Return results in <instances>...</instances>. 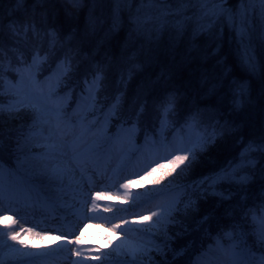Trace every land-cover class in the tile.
<instances>
[{"label":"snow or ice","instance_id":"obj_1","mask_svg":"<svg viewBox=\"0 0 264 264\" xmlns=\"http://www.w3.org/2000/svg\"><path fill=\"white\" fill-rule=\"evenodd\" d=\"M68 4L70 9L79 12L83 0H68ZM190 6L200 14L198 18H211L228 11L216 0H195V3L190 0ZM188 7L189 4L183 2L176 7L164 0H157L156 3L161 16L165 17L183 16ZM70 9H65L68 15H72ZM255 10L256 6L252 3L242 4L238 14L246 16ZM119 11L120 7L117 5L114 21ZM139 11L137 9V14L132 16L134 30L138 33L148 32L153 18L145 16L142 19ZM42 15L44 21L41 27H37L35 21L23 25H17L13 21L7 25L14 37H23L24 41L29 38L38 41L32 45L27 56L19 53L13 62L7 51L0 49L4 57L0 59V97L6 98L0 102V117H7L5 124L17 119L20 113L27 117V121L22 122L19 127L0 130V225H5L0 228V249H7L9 255L23 251L10 241H19L27 247V243L20 238V231L32 233L33 228L17 230L19 222L8 224L12 217L6 213L15 211L24 219L25 208L49 207L51 200L41 196V186H62L70 176H79L78 183L87 189L86 192L79 193L82 208L79 210V222L75 225V229H79L81 225L86 226L87 221L102 218L103 213L112 211L109 207H102L105 199L113 198L105 189L117 188V195L122 189L124 196L131 199L132 206H138L142 202V194H132L134 176L143 178L151 175L157 168L165 166L161 161L173 165L172 171L180 168L181 173L185 172L196 159L197 152L203 151L217 134L215 126L212 131L207 130L203 119L205 112H214V109L197 107L186 113H179L180 93L178 89L172 88L166 90V94L154 103L153 111L158 129L152 136L145 132L143 143L138 145V125L146 119V103H140L126 119L121 118L119 112V95L105 107L102 93L105 90L106 66L97 62L92 65L91 70L85 68L83 74L78 76L75 71L78 66V50L66 48L69 37L63 35L55 23L51 27L46 26L50 15L47 9L43 10ZM51 15L54 16V13ZM260 15L264 18V0L260 2ZM161 16L155 19L159 20ZM134 60L135 53L128 57V77L141 68ZM12 73L15 74L14 78H10ZM120 79L121 82L124 81L123 73ZM73 89L77 90L75 96ZM215 89L216 85H213L209 91L214 93ZM245 96L246 89L239 86L233 92V104L239 106L244 102ZM113 118L119 123L113 124ZM109 125H112V129ZM220 127H227V122ZM257 151L264 153V137H261L259 143L249 142L243 145L239 161L221 169L209 183L227 179L243 186L250 177L241 173L255 166L252 154ZM136 153L147 157L136 161V166L143 165L140 171L122 174L109 168L108 164L114 154H118L121 160L130 161ZM181 165L184 167H180ZM22 169L30 171L35 179L22 186L11 185L3 179ZM261 175L264 176V168L261 169ZM97 187L101 190H96ZM152 191L154 190H149ZM181 203L183 202L178 196H173L166 203L155 206V210L150 209L149 214H137L142 221L149 222L145 228H139L133 220L117 215L126 211L125 209L117 208L111 217H103L110 223L116 220L117 223L112 224V227L125 234L112 252L129 257L130 264H141L140 258L153 251L162 252L163 249L154 241H133L130 235L134 231L142 235L152 234L153 230L166 232L167 224L172 220L173 213L179 210L178 205ZM237 216L238 222L218 226L216 234L210 235V242L199 252L195 264H203L204 258L210 253L222 254L225 264H264V197L256 211L246 210V205L239 203ZM249 216L251 223L248 222ZM121 225L124 227L121 228ZM73 234L66 231L56 238L64 241L61 247L68 251L69 259L76 257L72 264H92L91 260L85 258L86 254L82 250L83 231L69 240L68 237ZM95 247V254L89 252L87 255L92 256L96 264H105L112 253ZM256 252L262 255L257 258ZM0 264H3L2 258Z\"/></svg>","mask_w":264,"mask_h":264},{"label":"trees","instance_id":"obj_2","mask_svg":"<svg viewBox=\"0 0 264 264\" xmlns=\"http://www.w3.org/2000/svg\"><path fill=\"white\" fill-rule=\"evenodd\" d=\"M242 1L235 0L227 5L235 11L234 22L240 19V25L236 26L230 24L225 15L198 18L200 14L190 6V0H164L172 7L182 2L189 4L183 16L166 17L156 8L157 0H83L79 12L70 9L68 0H0V49L7 51L13 62L19 53L27 56L38 41L14 37L7 25L13 21L17 25L35 21L37 27H41L42 12L47 9L50 15L46 26L55 23L61 33L69 37L66 48L79 52L75 69L78 76L85 68L91 70L97 62L106 66L102 93L105 107L119 95V112L121 118L126 119L140 103H146V119L138 125V144L143 143L145 132L152 136L158 129L153 106L166 90H179V113L197 107L214 109V112H205L203 119L207 130L210 132L215 126L217 134L203 151L197 152L193 166L183 177V186L179 185L183 203L178 205V212L185 211L183 208L188 205L195 215L173 242L176 249L164 264H189L192 254L208 245L210 235L216 234L218 226L238 222L239 203L245 204L246 210L256 211L264 197V176L261 175L264 153L259 151L252 154L255 166L241 173L250 177L243 186L227 179L209 183L221 169L239 161L243 145L259 143L264 137V18L254 15L260 12L258 6L249 16L239 15L236 3ZM117 5L120 11L114 21ZM66 8L72 15H68ZM137 9L142 19L145 16L153 18L148 32L134 30L132 16L137 14ZM157 16L161 18L156 20ZM252 18L255 33L249 24ZM133 53L134 62L141 68L128 77V57ZM3 58L0 53V59ZM14 77V73L10 74V78ZM213 85H216L214 93L209 91ZM239 86H244L246 96L244 102L236 106L232 102L233 92ZM76 91L73 89L74 96ZM5 121L0 117V130L20 125L16 121L5 124ZM26 121L27 118L22 122ZM225 122L227 127L221 128ZM135 155L134 160H140L141 154ZM10 175L34 179L20 171ZM202 180L208 182L199 186ZM188 186L194 188L192 193L186 192ZM189 209L186 210L191 212ZM248 221L251 223V216Z\"/></svg>","mask_w":264,"mask_h":264},{"label":"rangeland","instance_id":"obj_3","mask_svg":"<svg viewBox=\"0 0 264 264\" xmlns=\"http://www.w3.org/2000/svg\"><path fill=\"white\" fill-rule=\"evenodd\" d=\"M234 1L235 0H216V2L222 3L223 6L228 9L227 12L219 15H225L230 24L239 26V18L236 23L234 22L235 11L232 8L227 7L230 2L233 3ZM246 2L260 7L261 0H244L240 3H236L237 10L240 11L241 5H245ZM250 13L251 12H249V14ZM249 14L246 16H249ZM254 15H259V19L261 18L260 12L258 11L255 12ZM244 19L246 20V18ZM252 22L253 18L249 21V24L251 25ZM251 27L253 33H255V27L252 25ZM5 99L6 98L4 97H0V102H3ZM4 118L7 120V117ZM26 118L27 117L24 116V113H20L14 121L21 124L24 119L26 120ZM115 120L116 119L113 118V124L117 123ZM109 128L112 129V125H109ZM146 158L147 157L141 159V161ZM161 162L164 163L165 166L163 168H157L151 175H145L143 178L139 176L133 177L135 183L132 186V194H142V202L138 206H132L131 199L124 196L122 189L119 190V195H117V188H112L110 190L105 189L104 191L109 192L113 198L105 199L102 202V207H109L112 209L111 212L103 213V217H111L112 213L116 212L117 208L125 209L126 211L117 213V215L123 216L125 219L133 220L134 224L139 228H145L149 222L142 221L137 214H149L150 209L155 210V206L166 203L173 196H178L182 201L183 192L179 185L183 186V177L191 169L194 161L183 173L180 172V168H176L175 171H172L173 165L167 163L166 161ZM134 164L135 161L133 157L130 161H124L120 159L118 154H114L108 166L110 169H115L122 174H127L132 171H140V168L143 167L142 164L139 166ZM180 167L184 166L181 165ZM20 172L35 179V177L28 170L22 169ZM3 179L9 184L15 186L26 185L28 182L33 180L25 177L24 175L21 177L18 175L17 177L6 175ZM79 179L78 175L70 176L66 183L62 186L47 184L41 186V196L49 197L51 205L49 207L33 206L25 208L24 219H21V216L15 211H9L6 213L12 217V219L7 222L8 224H13L18 221L19 224L16 225L17 230H20L21 228H33V232L29 233L26 231H20V238L27 243V247H24L23 244L19 243V241H10V243L16 244L18 248H21L23 250L22 252L9 255L7 254V249H0V258L3 259V264H72V261L75 260L76 257L73 256L69 259L68 251L61 247L64 241L62 239H57L56 237L62 236L66 231H71L74 234L70 235L68 239L72 240L81 230L83 231L82 250L86 254L85 258L91 260L92 264H96V262L92 256L87 255V253L91 252L94 255L96 252L95 246H98L100 250L112 253L106 260L105 264H130L129 257L112 252V249L120 243L121 239H123L125 235L123 231L112 227V224L117 223L116 220H112L110 223L103 217L92 219L86 222V226L81 225L79 229H75V225L79 222V210L82 208L79 193L81 191H87L86 187L82 188L78 183ZM170 181L171 183H169ZM199 182V186H201V184L208 181L202 180ZM150 189L154 191L149 192ZM189 189L191 190L189 191ZM96 190L99 191L101 189L97 187ZM185 190L187 193H192L194 188L192 186H188ZM183 209L185 211H177L173 213L172 220L167 224L166 232L153 230L152 234L142 235L140 232L135 231L131 233V240H152L158 244L161 249H163L162 252L153 251L148 256L140 258L141 264H164V261H166L168 256L176 249L173 242L175 243L178 240L176 238L183 233L186 229L187 223L195 215V212H192L189 208ZM186 209H189L191 212ZM153 220H155V217H153ZM3 227H5V225H0V228ZM123 227L124 226L121 225V228ZM35 233H41V235H35ZM206 247L207 245L205 247L203 246L201 251ZM181 253L182 252L179 254ZM198 254L199 253L196 252L192 254L193 257L189 264H195ZM261 255L262 253L256 252L257 258ZM203 264H225V257L220 253H210L204 258Z\"/></svg>","mask_w":264,"mask_h":264}]
</instances>
